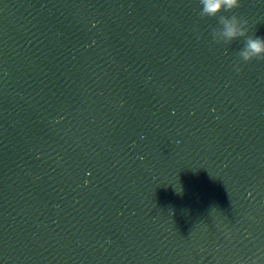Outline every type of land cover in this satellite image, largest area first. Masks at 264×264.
<instances>
[{"label":"water","instance_id":"water-1","mask_svg":"<svg viewBox=\"0 0 264 264\" xmlns=\"http://www.w3.org/2000/svg\"><path fill=\"white\" fill-rule=\"evenodd\" d=\"M201 10L0 0V264H264V60Z\"/></svg>","mask_w":264,"mask_h":264},{"label":"clouds","instance_id":"clouds-1","mask_svg":"<svg viewBox=\"0 0 264 264\" xmlns=\"http://www.w3.org/2000/svg\"><path fill=\"white\" fill-rule=\"evenodd\" d=\"M202 10L199 12L201 18H218L221 27L212 29V37L215 42L226 45L232 44L239 38H245L244 47L238 52V57L244 62L254 59L264 60V37L249 36L248 19L233 12L241 7V0H200ZM222 12H233L228 17ZM239 72L240 68L237 67ZM253 264H256L254 261Z\"/></svg>","mask_w":264,"mask_h":264}]
</instances>
